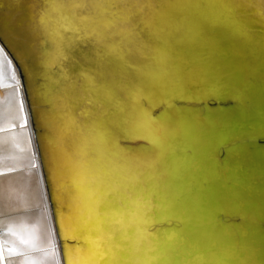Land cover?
<instances>
[{
    "label": "water",
    "instance_id": "1",
    "mask_svg": "<svg viewBox=\"0 0 264 264\" xmlns=\"http://www.w3.org/2000/svg\"><path fill=\"white\" fill-rule=\"evenodd\" d=\"M79 1L57 2L77 20L61 33L55 56L41 47L37 59L21 46L42 36L15 33L14 49L0 22L34 152L13 173L30 178L35 203L10 215L16 222L37 214L45 236L28 254H48L50 264H70L72 253L93 256V264H264V31L257 23L264 0H238L243 15L258 17L250 24L225 14L221 0H146L155 7L143 11L94 4L81 16ZM129 10L138 21L162 14L168 23L162 31L141 24L138 37L125 38ZM54 57V66L44 65ZM161 120L171 132L163 156L140 127ZM100 168L128 194L109 196L97 216L95 189L86 193L85 185ZM141 188L153 193L152 204L133 217L130 201ZM115 245L124 249L120 259Z\"/></svg>",
    "mask_w": 264,
    "mask_h": 264
},
{
    "label": "bare ground",
    "instance_id": "2",
    "mask_svg": "<svg viewBox=\"0 0 264 264\" xmlns=\"http://www.w3.org/2000/svg\"><path fill=\"white\" fill-rule=\"evenodd\" d=\"M145 1L142 0L143 3ZM57 2L58 0H0V22L4 20L7 24L9 37L6 34L5 36L14 49L16 47L13 37L15 33H21L24 38L32 36L33 38H38L39 36L44 38L42 40L43 44L31 42L28 47L25 43L21 45L27 50V54L38 55L35 57L37 59H39V55L42 52L41 47L52 49L53 56L62 52L57 40L60 39L61 33H67L71 22L77 20L75 16L77 14L65 12L66 10L60 9L61 3ZM98 2H103V0H81L76 4L84 5L78 7L80 9L82 7L89 8ZM221 2L222 10H225V14L235 17L233 20L242 16L244 23L250 24L258 18L254 17L252 13V18L246 14V16L243 15L245 10L244 6L240 4L241 1L221 0ZM134 3L135 0H130L128 5H133ZM199 6L202 7L203 5L200 3V5L198 4ZM82 9L79 11L80 16L82 15ZM104 14L107 15L106 13ZM60 17L65 20H60ZM56 18L59 21L55 24ZM17 19L22 20V22L16 23ZM107 19L109 20V18ZM262 20L260 22L257 21V23L262 25L261 30L264 31V22ZM32 21L36 22L35 25H40V30L36 34L30 31L31 26L29 27V24ZM58 25H60L58 28L52 30ZM0 30H3L2 27H0ZM22 40L20 39V41ZM56 59L57 57H54L52 61L44 65L54 66ZM39 66L37 65L35 68L38 67L40 69ZM33 68L34 66L30 67V69ZM30 76V79L33 80V74H30ZM1 87L6 90H4V93L2 92L3 95L0 97V229L3 226H7L8 229L4 241L0 237V264H7L8 262L9 264H50L48 254L43 253V255L40 252L28 254L31 253L34 247L44 246L45 244V236L38 215L24 212L21 214L22 218L19 217L16 222L12 219L13 216L10 215L13 210L27 208L35 203L30 178L20 172L13 173L15 169L25 166L27 157L31 155L34 157V152L17 70L7 51L0 45V89ZM69 122L71 123V121ZM88 144H91V141ZM82 151L86 153L87 148H83ZM34 164L36 165L35 162ZM86 183V193H90L91 189H96L97 187L93 180V175L91 178H86ZM67 231H70V227ZM89 244V247L95 245L91 242ZM4 246H6V249ZM92 252H94V249ZM40 261L43 262L41 263ZM84 261L86 264H93V256H85L83 258L73 253L70 255V264H85Z\"/></svg>",
    "mask_w": 264,
    "mask_h": 264
},
{
    "label": "snow or ice",
    "instance_id": "3",
    "mask_svg": "<svg viewBox=\"0 0 264 264\" xmlns=\"http://www.w3.org/2000/svg\"><path fill=\"white\" fill-rule=\"evenodd\" d=\"M130 0H103V2H98L97 7H105L106 9H119L121 5H127ZM74 7H81L84 5L74 4ZM133 7H137L139 11H143L144 8H154L155 6L151 3H143L142 0H135ZM260 15L264 17V10L261 11ZM137 13L131 12L122 17V23L126 26L124 32L126 34L125 38H136L139 33L137 29L140 28V25L143 24L145 28L152 29L154 24H159L161 26L160 30L162 31L164 26L167 25L168 21L165 16L162 14L159 16L154 15L153 19L145 20L141 18L139 21L136 19ZM87 35H98L94 31L91 33H86ZM72 123H75L74 121ZM140 127L145 129L147 134L152 138L154 145L160 150V155L163 156L164 152L168 146V138L171 135L168 124L165 120L158 122H141ZM101 141H103L105 134L97 133ZM156 162L152 161L148 164V167L155 168ZM108 172L103 168L97 169L93 172V180L95 181L97 187L94 190L96 196L95 208L94 211L97 216H102L105 214L102 211L103 208H107L112 203L109 200V196H112L113 199H125L127 198L128 188L121 185H109L107 183ZM145 189L141 188L135 193V199H132L130 202L134 206V211L131 213L133 217L137 216L147 208V206L152 204L151 196L152 192H148L145 195ZM147 214V213H144ZM116 252L113 256V259H120V254L124 249L120 245H115Z\"/></svg>",
    "mask_w": 264,
    "mask_h": 264
}]
</instances>
